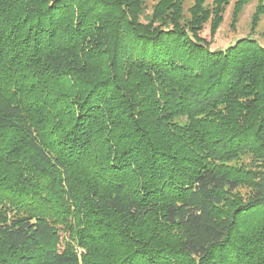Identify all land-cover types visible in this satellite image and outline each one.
Masks as SVG:
<instances>
[{
    "label": "trees",
    "instance_id": "trees-1",
    "mask_svg": "<svg viewBox=\"0 0 264 264\" xmlns=\"http://www.w3.org/2000/svg\"><path fill=\"white\" fill-rule=\"evenodd\" d=\"M230 2L0 0V264H264V47L201 37Z\"/></svg>",
    "mask_w": 264,
    "mask_h": 264
},
{
    "label": "rangeland",
    "instance_id": "rangeland-1",
    "mask_svg": "<svg viewBox=\"0 0 264 264\" xmlns=\"http://www.w3.org/2000/svg\"><path fill=\"white\" fill-rule=\"evenodd\" d=\"M151 3L152 0H149ZM235 0H231L229 6L225 9L223 21L217 29L214 37H209L208 26H205L201 37L206 41H210L211 50H219L232 45L240 38L252 37L262 47H264V15H262L254 29L251 28L252 16L259 4H263L264 0H250L245 5L236 21H232L233 4Z\"/></svg>",
    "mask_w": 264,
    "mask_h": 264
}]
</instances>
